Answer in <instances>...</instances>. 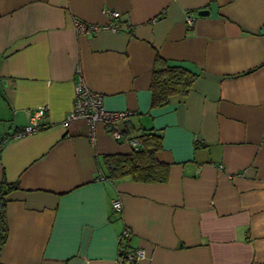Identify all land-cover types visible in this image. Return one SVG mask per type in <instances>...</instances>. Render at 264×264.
I'll return each instance as SVG.
<instances>
[{"label": "crops", "instance_id": "1", "mask_svg": "<svg viewBox=\"0 0 264 264\" xmlns=\"http://www.w3.org/2000/svg\"><path fill=\"white\" fill-rule=\"evenodd\" d=\"M74 19L127 27L77 33ZM157 55L197 74L162 106ZM79 78L133 112L122 138L63 124ZM41 107V127L19 134ZM143 131L162 135L167 180L108 177L103 156ZM2 181L16 187L0 264H126L121 245L144 250L136 264H264V0H0Z\"/></svg>", "mask_w": 264, "mask_h": 264}, {"label": "trees", "instance_id": "2", "mask_svg": "<svg viewBox=\"0 0 264 264\" xmlns=\"http://www.w3.org/2000/svg\"><path fill=\"white\" fill-rule=\"evenodd\" d=\"M197 74L192 69L180 64H170L160 56L155 57L152 67L150 90L151 105L162 106L169 102L174 95L184 96L190 89ZM138 139L139 145L128 153H112L103 156V166L108 177H128L139 181H166L168 178V164L159 161L157 151L162 145V135L155 131H143ZM16 184L0 182V244L7 237V223L5 218L4 196ZM127 246L122 247L119 253V261L126 264H136L127 260L125 251Z\"/></svg>", "mask_w": 264, "mask_h": 264}, {"label": "built area", "instance_id": "3", "mask_svg": "<svg viewBox=\"0 0 264 264\" xmlns=\"http://www.w3.org/2000/svg\"><path fill=\"white\" fill-rule=\"evenodd\" d=\"M104 12L109 15L111 18H116L119 16V12L115 10L105 9ZM187 22L191 24V18H187ZM127 25L122 22H111L108 24H94V23H85L80 19L73 20V28L77 33H92L99 29H110L112 31H118L123 28H126ZM44 114V109L38 108L33 111V115L31 117V121L28 125H26L19 134H26L33 131H36L41 127L38 124L37 119ZM133 114L131 110H111L107 109L103 105V98L101 93L96 92L90 89L84 81L79 78L75 80L74 86V98L71 110L68 112L67 116L63 120V124H67V122L71 119L82 118L88 124V134L89 138L94 140V127L96 123L102 122L111 127V135L115 139L122 138L121 128L118 127L117 123L119 121H126ZM132 147L136 148L140 141L138 137H134L128 140ZM112 207L114 210H119L121 208V203L118 199L112 200ZM131 235L130 229L128 227H124L118 235V240L120 243L124 241V239H128ZM122 245L119 247L118 251V259L119 253L122 249ZM122 251V250H121ZM125 257L127 260H132L137 262L138 259L142 258L145 255V252L142 248H131L127 247L124 249Z\"/></svg>", "mask_w": 264, "mask_h": 264}, {"label": "water", "instance_id": "4", "mask_svg": "<svg viewBox=\"0 0 264 264\" xmlns=\"http://www.w3.org/2000/svg\"><path fill=\"white\" fill-rule=\"evenodd\" d=\"M208 12V10L207 9H199L198 10V14H206Z\"/></svg>", "mask_w": 264, "mask_h": 264}]
</instances>
